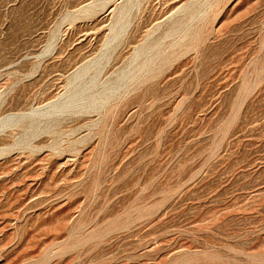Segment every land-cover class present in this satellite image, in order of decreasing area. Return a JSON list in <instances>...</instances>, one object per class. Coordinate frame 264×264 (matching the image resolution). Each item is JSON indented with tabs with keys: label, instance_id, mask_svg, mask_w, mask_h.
Instances as JSON below:
<instances>
[{
	"label": "rangeland",
	"instance_id": "1",
	"mask_svg": "<svg viewBox=\"0 0 264 264\" xmlns=\"http://www.w3.org/2000/svg\"><path fill=\"white\" fill-rule=\"evenodd\" d=\"M0 264H264V0H0Z\"/></svg>",
	"mask_w": 264,
	"mask_h": 264
}]
</instances>
